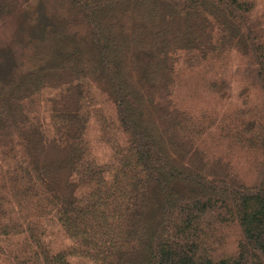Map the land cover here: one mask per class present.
I'll return each instance as SVG.
<instances>
[{
  "label": "trees",
  "instance_id": "16d2710c",
  "mask_svg": "<svg viewBox=\"0 0 264 264\" xmlns=\"http://www.w3.org/2000/svg\"><path fill=\"white\" fill-rule=\"evenodd\" d=\"M51 2L0 77V264H264V0Z\"/></svg>",
  "mask_w": 264,
  "mask_h": 264
},
{
  "label": "rangeland",
  "instance_id": "374dc122",
  "mask_svg": "<svg viewBox=\"0 0 264 264\" xmlns=\"http://www.w3.org/2000/svg\"><path fill=\"white\" fill-rule=\"evenodd\" d=\"M50 0H3L0 5V77L4 78L1 82H4L3 85H6V80L14 78L15 74H18L20 67L18 64V55L22 50V47L25 46L32 47V38L36 34L32 33V27L27 25L28 18L30 13L29 10L46 8L49 12L52 6H55V3ZM261 8V5L259 6ZM50 17V15L48 16ZM80 18L76 17L74 21H79ZM61 27H64L65 24L61 22L59 24ZM10 55V56H9ZM25 55V54H24ZM12 57L9 64L6 61H2L7 57ZM102 115H112L111 107L107 103H103L98 110L95 112V116L90 120V123L87 126L86 130V139L90 142V149L93 157H95L99 162L108 161L109 157V148L102 142V139H110L112 134L107 131V134L104 135L99 125L101 122L97 118ZM97 118V119H96ZM103 123V122H102ZM104 126V124H103ZM55 246L63 245L66 247L68 241L64 240L63 237L57 233L53 232L51 236ZM233 238L227 239V249L231 247ZM69 247V246H68ZM66 247V249L68 248ZM73 261L77 260L75 257H71Z\"/></svg>",
  "mask_w": 264,
  "mask_h": 264
}]
</instances>
